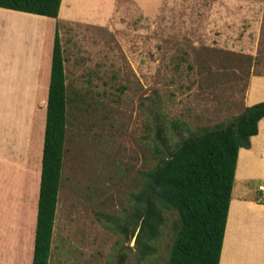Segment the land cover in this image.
Masks as SVG:
<instances>
[{"label":"rangeland","instance_id":"374dc122","mask_svg":"<svg viewBox=\"0 0 264 264\" xmlns=\"http://www.w3.org/2000/svg\"><path fill=\"white\" fill-rule=\"evenodd\" d=\"M63 1L59 18L76 21L59 22L67 83L85 93L68 106L48 264H166L170 225L140 261L136 237L123 239L105 224L126 214L141 172L156 162L153 112L172 135H187L244 109L248 84L264 74V0ZM28 25L40 40L44 25ZM45 91L40 86L37 96ZM42 109L31 129L36 161ZM9 187H0V264H31L33 220L24 230L15 210L28 206L9 199Z\"/></svg>","mask_w":264,"mask_h":264},{"label":"trees","instance_id":"16d2710c","mask_svg":"<svg viewBox=\"0 0 264 264\" xmlns=\"http://www.w3.org/2000/svg\"><path fill=\"white\" fill-rule=\"evenodd\" d=\"M61 1L0 0V7L58 19ZM63 53L57 21L50 53L32 264L49 262L64 168L68 106L84 102L77 99L85 92L67 83ZM152 114L150 145L156 162L141 172L139 186L129 195L126 214L114 216L116 223L105 226L123 239L131 241L135 236L140 261L153 254V242L170 225L166 264H218L237 152L248 148L250 137L257 133L264 100L244 106L238 116L226 122L199 131L187 128V135L178 131L172 135L163 116Z\"/></svg>","mask_w":264,"mask_h":264},{"label":"crops","instance_id":"0c3cea01","mask_svg":"<svg viewBox=\"0 0 264 264\" xmlns=\"http://www.w3.org/2000/svg\"><path fill=\"white\" fill-rule=\"evenodd\" d=\"M36 20L45 27L40 40L28 25ZM57 21L76 22L60 19L59 14L54 19L0 7V187L9 185V199H16V204L23 200L28 206L19 205L15 211L24 230L33 220L34 237L42 155L37 161L32 155L36 144L31 129L39 124L37 116L43 114L44 107L40 124L44 139L50 53L47 59L45 55L52 52ZM99 24L101 20L92 25ZM44 85L46 91L38 97V89ZM248 85L244 106L264 100V74ZM234 178L218 264H264V116L257 122V133L250 137L249 147L238 149ZM27 211L32 213L30 217Z\"/></svg>","mask_w":264,"mask_h":264},{"label":"built area","instance_id":"2783aa9c","mask_svg":"<svg viewBox=\"0 0 264 264\" xmlns=\"http://www.w3.org/2000/svg\"><path fill=\"white\" fill-rule=\"evenodd\" d=\"M257 188L260 190V189H262V186H261V185H259Z\"/></svg>","mask_w":264,"mask_h":264}]
</instances>
